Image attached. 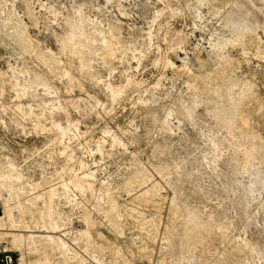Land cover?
I'll return each instance as SVG.
<instances>
[{"label": "rangeland", "instance_id": "374dc122", "mask_svg": "<svg viewBox=\"0 0 264 264\" xmlns=\"http://www.w3.org/2000/svg\"><path fill=\"white\" fill-rule=\"evenodd\" d=\"M0 220L12 264H264V0H0Z\"/></svg>", "mask_w": 264, "mask_h": 264}, {"label": "built area", "instance_id": "2783aa9c", "mask_svg": "<svg viewBox=\"0 0 264 264\" xmlns=\"http://www.w3.org/2000/svg\"><path fill=\"white\" fill-rule=\"evenodd\" d=\"M13 256L11 250L5 248V245H0V264H12Z\"/></svg>", "mask_w": 264, "mask_h": 264}, {"label": "bare ground", "instance_id": "6f19581e", "mask_svg": "<svg viewBox=\"0 0 264 264\" xmlns=\"http://www.w3.org/2000/svg\"><path fill=\"white\" fill-rule=\"evenodd\" d=\"M0 222H1V220H0ZM7 236L12 238V243L15 244V243L19 242V237L18 236H14V235H7Z\"/></svg>", "mask_w": 264, "mask_h": 264}]
</instances>
